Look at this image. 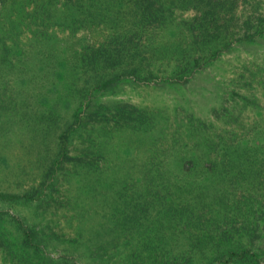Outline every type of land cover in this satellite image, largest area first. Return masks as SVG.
<instances>
[{"label":"rangeland","instance_id":"obj_1","mask_svg":"<svg viewBox=\"0 0 264 264\" xmlns=\"http://www.w3.org/2000/svg\"><path fill=\"white\" fill-rule=\"evenodd\" d=\"M0 264H264V0H0Z\"/></svg>","mask_w":264,"mask_h":264},{"label":"trees","instance_id":"obj_2","mask_svg":"<svg viewBox=\"0 0 264 264\" xmlns=\"http://www.w3.org/2000/svg\"><path fill=\"white\" fill-rule=\"evenodd\" d=\"M110 80H111V78H110ZM113 80V79H112ZM105 83H107V81H104Z\"/></svg>","mask_w":264,"mask_h":264}]
</instances>
